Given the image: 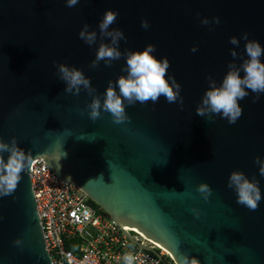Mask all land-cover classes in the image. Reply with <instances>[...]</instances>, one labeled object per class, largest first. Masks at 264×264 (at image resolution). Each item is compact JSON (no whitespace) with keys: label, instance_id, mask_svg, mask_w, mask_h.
Wrapping results in <instances>:
<instances>
[{"label":"water","instance_id":"obj_1","mask_svg":"<svg viewBox=\"0 0 264 264\" xmlns=\"http://www.w3.org/2000/svg\"><path fill=\"white\" fill-rule=\"evenodd\" d=\"M106 10L118 13L109 30L124 34L121 57L93 68L99 45L110 44L98 29ZM213 17L219 24L200 22ZM84 24L97 32L92 46L78 37ZM245 32L264 47V0H80L74 7L65 0H0V139L15 138L29 157L15 191L0 197V264H51L29 178L38 158L121 229L138 230L168 251L171 264L185 256L200 264H264V177L254 164L264 158V94L255 99L250 92L239 102L235 124L196 114L208 78L219 86L228 65L246 59ZM233 36L238 46L229 43ZM149 44L158 60L168 59L166 79L181 85L182 103L161 96L126 106L125 123L107 112L90 120L86 105L93 97L103 102L109 81L127 75L126 53ZM55 64L83 71L94 91L66 93ZM232 171L259 181L256 210L236 203L227 187ZM200 183L212 189L208 201L195 191Z\"/></svg>","mask_w":264,"mask_h":264},{"label":"clouds","instance_id":"obj_2","mask_svg":"<svg viewBox=\"0 0 264 264\" xmlns=\"http://www.w3.org/2000/svg\"><path fill=\"white\" fill-rule=\"evenodd\" d=\"M79 2L80 0H65L67 7H74ZM117 16V12L106 10L98 23L100 34L108 38L110 44L101 43L99 45L95 60L91 64L93 68L100 61L110 65L112 61L119 60L121 57L118 45L120 40L125 39L124 34L120 29L109 30ZM200 22L203 25H209L211 23L219 24L220 21L219 18L213 17L211 21L208 18H203ZM141 27L147 30L149 23L142 20ZM78 37L86 45L92 46L96 43L97 32L90 31L89 25L84 24L78 33ZM241 39L245 41L244 54L246 59L242 61L240 67L229 64V70L219 86L211 80V77L208 78L209 87L204 93L201 106L196 109L198 116H208L210 121H214L211 117L218 116L220 119L227 120L229 124H235L243 112L239 102L248 97L250 92L255 94V99H258L260 94H264V62H262L264 47L258 41L250 40L246 32L242 34ZM229 43L238 46L239 40L233 36L229 38ZM155 51V46L149 44L142 51L126 53V69L124 70L127 75L119 77L115 81V85L109 81L103 95V102L100 98L93 97L91 103L86 105L90 120L95 121L102 112H107L114 123H125L130 119L126 113V106L135 105L137 102L141 104L148 101L156 103L161 96L168 103L177 102L178 99L182 103L181 85L172 76H167L166 79L167 70L170 67L168 59L164 57L158 60L153 55ZM191 51L196 52L197 47H192ZM231 55L235 58L237 53L232 51ZM55 67L59 79L66 85L64 89L66 93L79 95L81 88L89 94L94 91L90 79L80 69L66 64H55ZM4 154H7L6 157ZM28 158V154L18 147L15 138H12L10 142H4L0 139V197L12 195L15 191ZM254 164L259 166V174L264 177V158L256 157ZM227 187L235 192L236 203L249 210H256L262 200L259 181L250 180L241 171H232L229 174ZM195 191L204 201H208L212 194V189L207 183L198 184ZM191 211L194 216L199 217V212L195 208ZM135 260L136 257L131 253L123 256L124 264H134ZM182 264H200V261L195 257L185 256Z\"/></svg>","mask_w":264,"mask_h":264},{"label":"built area","instance_id":"obj_3","mask_svg":"<svg viewBox=\"0 0 264 264\" xmlns=\"http://www.w3.org/2000/svg\"><path fill=\"white\" fill-rule=\"evenodd\" d=\"M31 189L51 264H124L131 253L134 264H163L170 255L131 228L106 217L74 183H65L45 164L35 159L29 168ZM150 247L158 255L131 242Z\"/></svg>","mask_w":264,"mask_h":264},{"label":"bare ground","instance_id":"obj_4","mask_svg":"<svg viewBox=\"0 0 264 264\" xmlns=\"http://www.w3.org/2000/svg\"><path fill=\"white\" fill-rule=\"evenodd\" d=\"M127 228H129V227H127ZM135 232H137V233H139V234H141L138 230H135V229H133ZM142 236H144L143 234H141ZM145 237V236H144ZM146 238V237H145ZM150 241V240H149ZM150 242H152L153 244H155L159 249H161V250H163L165 253H167L168 255H170V253L168 252V251H166L164 248H162L160 245H158V244H156L155 242H153V241H150ZM171 256V255H170ZM172 257V256H171Z\"/></svg>","mask_w":264,"mask_h":264},{"label":"trees","instance_id":"obj_5","mask_svg":"<svg viewBox=\"0 0 264 264\" xmlns=\"http://www.w3.org/2000/svg\"><path fill=\"white\" fill-rule=\"evenodd\" d=\"M94 207L99 209V207H97L96 205H94ZM100 211L102 212V214H104V212L102 210H100ZM171 262H172V260L169 259V257H166V258H164L163 264H171Z\"/></svg>","mask_w":264,"mask_h":264}]
</instances>
